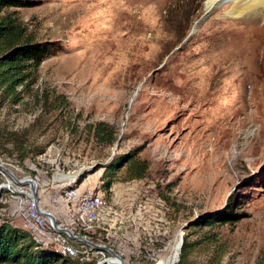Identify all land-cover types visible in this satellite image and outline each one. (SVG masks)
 Masks as SVG:
<instances>
[{"label":"rangeland","instance_id":"1","mask_svg":"<svg viewBox=\"0 0 264 264\" xmlns=\"http://www.w3.org/2000/svg\"><path fill=\"white\" fill-rule=\"evenodd\" d=\"M206 2L39 0L9 8L27 33L53 40L60 49L39 67L35 90L47 102L28 93L19 103L0 100V163L17 170L10 158H20L28 177L40 183L46 205L62 208L66 227L76 217L68 213L67 190L100 193L107 205L93 227L102 232L88 234V240L113 247L125 264H180L181 232L189 241L181 264H264V56L238 50L246 78L228 71L231 61L217 56L227 2L208 10L196 32L175 49L207 11ZM259 15L236 26L259 29ZM221 92L223 99L237 98V118L258 110L261 119L246 125L216 119ZM59 93L69 102L52 108ZM99 121L116 127L113 144L94 137L89 125ZM19 146L25 147L22 153ZM132 159L147 161L142 176H131ZM7 177L0 168V185ZM64 178L69 180L59 187ZM0 196L20 195L4 187ZM226 208L244 216L191 222ZM2 220L23 226L0 214ZM79 248L86 245L79 242ZM92 250L91 259L70 256L56 264H96L110 256Z\"/></svg>","mask_w":264,"mask_h":264},{"label":"trees","instance_id":"2","mask_svg":"<svg viewBox=\"0 0 264 264\" xmlns=\"http://www.w3.org/2000/svg\"><path fill=\"white\" fill-rule=\"evenodd\" d=\"M38 2L39 0H0V100L8 98L13 103H19L24 101L27 93L34 95L38 101L49 100L47 95L35 90V85L39 80L41 63L58 52L60 47L53 40H36L27 33L21 19L9 10L12 7L34 6ZM51 102L52 108H59L61 104L66 106L69 101L65 94L59 93L54 95ZM89 128L99 142L113 144L118 138L116 127L109 122L99 121L90 124ZM21 150L24 151L25 147L19 146L22 153ZM147 167L146 160L132 159L131 176H142ZM243 216L241 212L226 208L212 218L203 216L195 223H212L215 220L234 222ZM188 245L189 241L185 240L180 264L187 254ZM69 258L72 257L38 243L24 226L14 225L7 220L0 222V264H56L61 259ZM72 262L78 264L74 260Z\"/></svg>","mask_w":264,"mask_h":264},{"label":"bare ground","instance_id":"3","mask_svg":"<svg viewBox=\"0 0 264 264\" xmlns=\"http://www.w3.org/2000/svg\"><path fill=\"white\" fill-rule=\"evenodd\" d=\"M224 2H227V5H225V8L223 10V11H225L224 15H226V18L220 19V23L222 25L221 27H222V30L224 32V38L216 46V48L218 50L217 56H222L223 62H226L228 60L231 61L230 65L227 64L228 71H230V72L234 71V73H239L242 77L246 78L247 73L241 72V69L243 67V65L240 64V63H242V58L238 59L240 61V62H238V60L236 58L237 57L236 54H237L238 50L242 51L245 49L247 51V55H245V54H243V55H245L247 57L252 56L255 58L257 56H264V24H262L263 26L262 27L260 26L259 29L258 28L257 29H254V28L246 29L247 30L246 32H244L240 27H237L236 25H237V23H240V22L241 23L246 22L248 20V16H251L252 14L257 13V12L261 15L260 18L264 20V0H207L206 10H210L212 8L218 7L219 5H221ZM221 11H222V9H221ZM217 13H219L218 10H217ZM258 18H256V19H258ZM215 22H217V20ZM257 25H255V26H257ZM207 58L209 59L210 57L207 56L206 59ZM262 67H263V65L260 68H262ZM224 68H226V67H224ZM257 73H258V70L254 69L253 75H257ZM234 75H237V74H234ZM252 81H253V85L255 83V86H254L255 89H260V87L263 86L260 83V80L258 78L252 77ZM229 85L230 86L227 88L226 92L229 91V93H230L233 90L234 85L230 84V83H229ZM245 89H248V88H245ZM216 91L217 90H215V92ZM224 93L221 92V94L219 95V98L218 97L215 98L217 100L216 101L217 105L215 108V112L217 115L216 119H218L222 123H226V124L227 123L231 124L233 120L237 121L239 124H245L246 121H249L250 123L251 122L256 123L257 121H259L261 119V115L259 116L258 110H257V114L245 113V117L237 118L238 114H240L242 112V110L240 108L239 109L236 108V106H238V104L236 105L237 98H235V96H232V99H230L231 97H229L228 99L224 98L225 99L224 100L223 99ZM251 93H253V92H251ZM240 99L242 101H245V100H243V97H240ZM251 110H253V109H251ZM263 112H264V110H263ZM249 134H250V131H249ZM11 164L16 165L17 163H11ZM0 168L8 175V169L5 166H3L1 163H0ZM61 174L67 175L64 173H61ZM66 179H68V178H64V180H66ZM64 182H66V181H64ZM63 183H61V184H63ZM4 187L6 189L15 190L20 196H22V188L21 187H17L15 185L4 183V184L0 185V190L3 189ZM76 191H77V189L70 188L66 192V202L68 203V213L74 212V214H76V217L75 216L72 217V218H75L73 220V222H69L72 224V226L66 227V228H70L71 230L86 231L89 229V227H93V225L99 221L100 211L107 204H106L105 198L100 193H97V192L92 191V190L91 191L90 190L83 191L82 194L68 195L69 193H73ZM12 221H15V220H12ZM33 221H34V223H41L42 222V215L41 214H33ZM18 223H21V222H18ZM21 224H23V226L27 230L30 231L34 240H36L38 243H41L44 246H50L49 244L46 245L47 243L45 241H41L40 237H38L34 233L33 226H30V225L24 224V223H21ZM58 226L59 227L52 225V232L53 233H63L64 232V229H63L64 225H58ZM84 238L88 239V235H84ZM79 242L86 245L87 241L84 240V241H79ZM50 247L57 249L63 255L74 256L72 252L65 250V249H62L60 247H55V246H50ZM178 247H179V245H178ZM101 250L103 251V249H101ZM178 251H177V253H178ZM74 257H76V256H74ZM177 259H179L178 254H177ZM107 260H108L109 264H120L121 262H124V259L118 255H110V257L107 258ZM124 264H125V262H124Z\"/></svg>","mask_w":264,"mask_h":264},{"label":"built area","instance_id":"4","mask_svg":"<svg viewBox=\"0 0 264 264\" xmlns=\"http://www.w3.org/2000/svg\"><path fill=\"white\" fill-rule=\"evenodd\" d=\"M10 163H17V170H10V168H8L7 184L21 187L22 196H12L15 197L13 208L9 207V204H11L10 200H12V197H10L11 195L0 196V210L8 209L6 213L0 211V214H3L4 218L6 219L16 220L18 222L33 226L34 233L38 237H40L41 241H45L50 246L60 247L62 249L68 250L72 252L74 256L79 257L80 259H91L90 253L93 251L92 249L97 247L86 242V248H79V241H84L79 237H84V235L88 234H99L102 231L94 227H89V229L86 231L72 230L73 234H71L67 230H64L63 233H53L52 225H54V223L51 217L44 213L42 209H47L51 211L56 217L57 224L64 225V228H66V223L60 220L59 217V212L62 208L58 206H56V208H51L46 205L39 190L40 183H38L39 197L37 199L34 198L31 192V183L26 181L20 182V180L28 178V173L24 171L20 158L11 157ZM21 172H23L24 174H21ZM67 180L69 179H60V183H58L59 186L61 185V183ZM73 194H82V189H78L76 192L69 193L68 195ZM60 198L62 199V204L65 203L64 197ZM33 214H41L42 222L34 223ZM70 222H73L72 218Z\"/></svg>","mask_w":264,"mask_h":264},{"label":"water","instance_id":"5","mask_svg":"<svg viewBox=\"0 0 264 264\" xmlns=\"http://www.w3.org/2000/svg\"><path fill=\"white\" fill-rule=\"evenodd\" d=\"M207 12H208V10L198 19V20H196L195 21V23H194V25H193V27H192V29H191V31H190V33L184 38V40L175 48V49H177V48H179L182 44H183V42H185V41H187V39L194 33V32H196V30L198 29V26L200 25V23L202 22V20L207 16ZM174 49V50H175ZM173 50V51H174ZM164 63H162L160 66H162ZM159 66V67H160ZM24 181H26V182H29V183H31V186H32V196L34 197V198H38L39 197V195H38V182H37V180L35 179V178H33V177H28V178H26V179H24V180H20V182H24ZM42 211L44 212V213H46L47 215H49L50 217H51V219H52V221H53V223H54V225L56 226V227H59L58 226V224H57V221H56V217H55V215L51 212V211H49V210H47V209H42ZM191 222H195V219H193ZM188 224H189V222H187V223H185L184 224V226H188ZM64 230H67L68 232H70L71 234H73V231L70 229V228H63ZM184 233L182 232L181 233V235H180V241H179V251H178V258H179V256H180V252H181V248H182V245H183V243H184V235H183ZM79 238H81V239H83V240H85V241H87L88 243H90L91 245H93V246H95V247H97V248H100V249H103V250H107L109 253H110V255H118V256H120L121 254L120 253H118L113 247H111V246H109V245H106V244H100V243H96V242H93V241H91V240H88V239H86V238H84V237H79ZM120 254V255H119ZM110 256H104V257H102L101 259H99L98 261H97V263L96 264H106V263H108V260H107V258H109ZM122 257V256H121ZM120 264H124V262H121Z\"/></svg>","mask_w":264,"mask_h":264}]
</instances>
